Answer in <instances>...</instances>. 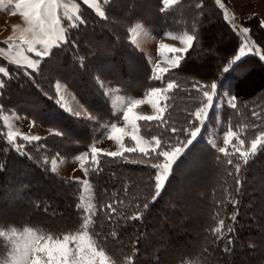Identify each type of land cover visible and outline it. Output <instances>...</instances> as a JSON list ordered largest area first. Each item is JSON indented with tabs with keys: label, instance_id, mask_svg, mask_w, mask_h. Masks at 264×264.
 I'll use <instances>...</instances> for the list:
<instances>
[{
	"label": "trees",
	"instance_id": "trees-1",
	"mask_svg": "<svg viewBox=\"0 0 264 264\" xmlns=\"http://www.w3.org/2000/svg\"><path fill=\"white\" fill-rule=\"evenodd\" d=\"M77 1L78 17L86 24L65 21L64 40L35 69L0 57L9 72L0 76V84L7 85L0 90L2 229L29 226L42 235L62 237L81 228L87 215L81 185L55 173L52 157L86 152L102 135L105 123L114 119L105 86L135 96L149 88L146 57L129 40L128 30L135 21H144L155 35L175 30L193 36L178 65L162 76L165 84H174L166 93L162 115L142 121L140 134L163 136L165 142L170 139L177 144L171 128L190 127V113L202 100L192 88L197 80L222 82L221 89L238 98L236 108L221 109V119L230 128L241 130L245 147L264 132V61L248 54L235 65L229 64L234 58L230 53L240 47L241 39L226 13L228 0H221L223 8L216 0H177L168 8L162 0H100L103 16ZM260 22L252 16L240 20V26L249 29L264 55ZM225 67L230 70L224 72ZM26 71L31 75L25 76ZM57 81L72 89L86 109V117L69 115L58 106ZM2 111H16L53 132L39 141L13 144L7 139ZM193 124H197L194 119ZM57 130L63 136L54 135ZM179 139L185 142L184 135ZM235 157L198 137L174 162L165 187L153 202L157 170L146 163L144 154L123 153L115 158L98 154L94 163L84 165L92 192L94 215L88 228L92 240L116 264H178L196 256L208 257L214 264H264V147L259 146L245 162L239 163ZM151 159H157L155 154ZM197 160L205 165L203 183L193 167ZM136 216L142 218H131ZM218 221H223V233L214 235L211 228Z\"/></svg>",
	"mask_w": 264,
	"mask_h": 264
},
{
	"label": "rangeland",
	"instance_id": "rangeland-1",
	"mask_svg": "<svg viewBox=\"0 0 264 264\" xmlns=\"http://www.w3.org/2000/svg\"><path fill=\"white\" fill-rule=\"evenodd\" d=\"M79 1L83 3V0ZM176 1L177 0H173L167 8L172 6ZM99 2L100 0H90L89 4L85 5L100 14L101 8ZM231 2L233 9L232 6H230V9L226 10V13L230 22L237 29V33L241 39L240 47H244V56L254 54L260 57L262 55L261 49L255 44L248 32L244 33L242 31L243 27L240 26V20L257 16L260 21H264V0H231ZM58 4L59 7L54 9V14L60 18L58 28L64 33L66 27L65 21L69 22V25H72L74 24V19L78 17L80 3L77 0H58ZM92 5H95V7ZM13 12H15L14 2L11 5L8 3V0H3V3H0V57L16 66L29 70L35 69L27 67V60L35 62L39 61L41 58L36 57L34 53H29L27 51V43H21V37H25L26 39L30 38L31 34L26 30L31 28L32 25L25 20L22 14L19 12L12 14ZM146 27L147 25L144 21H135L132 27L129 28L128 32L129 40L132 45L140 50L146 57L150 67L151 83L149 88L147 87V89L141 93V96H135L120 93L118 87L109 88L108 86H105V93L108 96L107 100L115 113L114 119L105 123L106 125L103 127L102 135L93 142L86 152L78 154L75 157H61L60 155L52 157L51 168L55 173L67 178H72L81 185L82 204L86 210L91 206L90 199L92 198V192H90L89 185L85 179L84 165L87 161L92 163L96 161L92 160V147L97 149V156L98 154L106 155L110 152H119L121 154L129 153L124 152L121 145L123 148L135 147L136 143L131 139L133 134L137 136L146 149L151 150L156 147L155 140L153 139L154 137H147L142 135V133L140 134V123L142 121H149L133 120L132 118L136 116H158V118H160L165 108L166 93L170 90L164 91L167 84H165V81H162V76L166 71L178 65L182 55V53H175L170 50L184 49L185 38L189 36V34L182 31L177 32L172 30L160 35H155L153 30L151 31ZM61 42L62 41H56V43L50 44L49 52ZM161 45L164 47H161ZM36 47L42 48L43 45L37 44ZM1 59L0 67H4L6 70V66ZM16 60H19L20 63H15ZM174 61L178 62L174 64ZM0 76L2 77L5 75L0 73ZM221 83L217 84L216 96L214 97L208 119L203 125H200V123L196 121L197 124L195 126L201 127V131L193 141L202 136L214 149L219 150L225 148V152L227 151L228 155L233 153L239 163L245 162L251 159L254 154L249 152L247 159H245L240 156L239 151L236 149L239 148L241 151H247L253 141L247 143V146L245 147L246 144L244 142L241 144V141H243L240 136L241 130H234L230 128L228 124L222 122L221 109L230 105L227 104V101L224 99L228 93L221 89ZM157 84H160L161 86H155ZM153 89H159L156 95H152ZM54 90L56 93V100L62 101L66 106V108H63L65 111H67V108H71L73 112L79 113V116L76 117L87 116L86 109L82 102L66 83L60 81L55 82ZM137 100H139L140 103L135 104V107H133L132 112L130 113V119L126 123L123 119V113L127 110L129 105L135 103ZM154 102L156 107H153ZM157 109H160L159 115ZM1 114L6 127L7 139L9 133H12L14 136L13 141H11L13 144L29 142L23 139L24 136H38L42 139L53 132L51 128L42 127L36 121L34 122L32 118L22 116L16 111H2ZM133 123H135L136 126L135 130L133 129ZM112 124H116L118 128L124 130L121 144H117L115 140L109 139ZM228 131H232L233 135L229 138L228 144L226 145L224 138ZM180 142L183 143L184 140ZM135 153L139 152L137 151ZM161 163H163V158ZM194 166L196 167L197 174H200L201 176L200 182L203 183L205 165L197 160L193 161V167ZM7 219H13V217L7 216ZM213 225L214 224H212V226ZM0 230H3L6 233L4 236L0 237V264H15L16 258L22 253L26 243H28L30 239L26 230H30L37 235H42L36 228L29 226L22 227L10 225L7 228H0ZM211 233L214 235H220L223 233L219 221L211 228ZM17 249H19L20 252H18ZM105 257V264H116L106 253ZM178 264H214V262L208 257L200 259L199 256H196L192 261L186 263L180 262Z\"/></svg>",
	"mask_w": 264,
	"mask_h": 264
},
{
	"label": "snow or ice",
	"instance_id": "snow-or-ice-1",
	"mask_svg": "<svg viewBox=\"0 0 264 264\" xmlns=\"http://www.w3.org/2000/svg\"><path fill=\"white\" fill-rule=\"evenodd\" d=\"M14 2L15 12H19L22 14L26 21H28L32 27L27 29L29 32L30 38L21 37V43H27V51L29 53H34L36 57L41 59L49 56V45L56 43V41L64 40V33L62 30L58 28L60 18L54 14V9L59 7L58 0H8V3L11 5ZM90 0H83L84 4H89ZM173 0H162V5L167 8L169 4H171ZM0 3H3V0H0ZM216 3L219 4L222 8L224 7L221 0H216ZM95 7V5H92ZM13 12L12 14H15ZM103 16L104 13H101ZM79 24L84 25L86 21L84 19H80V17L75 18ZM260 26L264 28V21L260 22ZM244 33L249 32L247 27L242 30ZM11 39V38H10ZM193 40V36L189 35L185 38V48L184 49H171L170 51L175 53H187L189 47L191 46V42ZM37 44L43 45L42 48L36 47ZM161 47H164L161 45ZM230 55L234 56L233 60L229 61V64L235 65L237 62L241 61L244 56V47H239L238 49H233ZM260 60L264 61V55L260 56ZM40 61H32L27 60V67L35 68L36 64ZM178 61H174L173 63H177ZM15 63L19 64L20 61L16 60ZM85 66V64H84ZM230 70V68L225 67L224 72ZM0 73H3L5 76L9 75V72L5 70L4 67H0ZM25 76H30L31 73L25 72ZM102 84V82H101ZM217 82L212 81L211 83H207L205 81L197 80L192 88L195 89L197 93L202 94V100H200L195 105L194 111L190 113L192 119H189L188 124L190 127L185 128H177L172 127L171 132L177 137V144L173 145L171 140L169 139L165 142L164 137L153 138L155 140L156 147L151 150L146 149L140 140L137 138L135 134L131 136V139L135 141V147L123 148L124 152H139L144 154L146 159V163L153 169H156L155 173V189L156 195L152 197L153 202L159 197L162 189L165 187V181L168 177L169 170L172 168L174 162L180 157L185 149L192 144L193 140L197 137V135L201 131V127H196L193 124V119L198 121L200 125H203L208 119L210 109L213 105L214 97L216 96ZM6 84H0V90L6 88ZM174 84L172 82L167 83L164 91L169 89H173ZM159 89H153L152 95H156ZM191 96V94H190ZM55 99L54 97H50ZM193 100L196 97H191ZM224 99L227 101L232 108H236V100L238 99L235 96L226 95ZM58 106L61 108H66V106L62 103V101H56ZM140 103L137 100L135 103L128 106L127 110L123 113V119L127 123L130 119V113L132 112L135 104ZM153 107H156L155 102L153 103ZM69 115L79 116V113L73 112L71 108L66 109ZM160 109H157V113L159 115ZM133 120H145V121H153L157 120L158 116H136L132 118ZM35 122V121H34ZM135 123H133V129L135 130ZM124 130L118 128L116 124L111 125V133L109 135V139L115 140L117 144H121L122 136ZM56 136H63L62 131H55L53 133ZM185 136V142H180V136ZM233 132L228 131L225 135V144H228L229 138L232 137ZM190 137V138H189ZM14 136L12 133L8 134L9 142L13 141ZM23 139L25 141H39L40 137L38 136H24ZM243 144V141H241ZM258 146L264 147V132L258 134L253 142L251 143L250 148L247 151H241L239 148L236 150L239 151L241 157L247 159L249 152L255 154L258 151ZM220 152H225V148L219 149ZM92 160L95 161L97 159V149L95 147L91 148ZM155 154L156 160H152L151 157ZM106 155L111 156L113 158L121 155L119 152H110ZM163 158V163L158 162L159 158ZM229 164H233L232 160L228 161ZM237 171H239V165H235ZM111 208V205H109ZM149 207L148 203L143 205L144 209ZM79 208V205H78ZM88 212L87 215L83 217V223L81 228L76 232H71L68 234H64L62 237L53 236L51 234L45 235H37L30 230H26L29 236V242L26 243L22 253L16 258L15 264H105V252L103 249L99 248L98 245L92 240L91 235L89 234L88 228L92 223L91 216L94 215L91 212V206L86 210ZM115 211V209H112ZM109 218L111 215L109 214ZM132 219L142 218L140 216L131 217ZM223 224V221H221ZM218 231V230H217ZM6 233L3 230H0V237L4 236ZM20 252L19 249H17Z\"/></svg>",
	"mask_w": 264,
	"mask_h": 264
},
{
	"label": "crops",
	"instance_id": "crops-1",
	"mask_svg": "<svg viewBox=\"0 0 264 264\" xmlns=\"http://www.w3.org/2000/svg\"><path fill=\"white\" fill-rule=\"evenodd\" d=\"M228 2H229V4H230V6H232V2H231V0H228ZM232 9H233V6H232Z\"/></svg>",
	"mask_w": 264,
	"mask_h": 264
}]
</instances>
